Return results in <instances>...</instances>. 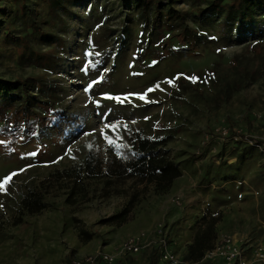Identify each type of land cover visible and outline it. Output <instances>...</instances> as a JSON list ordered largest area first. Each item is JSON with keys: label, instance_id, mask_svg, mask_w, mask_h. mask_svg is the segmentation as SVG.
Masks as SVG:
<instances>
[{"label": "rangeland", "instance_id": "374dc122", "mask_svg": "<svg viewBox=\"0 0 264 264\" xmlns=\"http://www.w3.org/2000/svg\"><path fill=\"white\" fill-rule=\"evenodd\" d=\"M134 2L109 0L105 11L100 10L103 0L69 5L65 31L54 30L66 52L53 71L19 64V53L1 43L0 33V80L38 78L43 90L35 86L32 93L57 96L55 108L80 121L78 129L62 138L54 133L40 140L30 135L0 138V182L16 173L0 191V264H55L64 262L67 250H72V259L80 256L78 252L91 247L82 241L80 231L103 235L111 224L101 221L122 211L133 197L137 203L122 225L124 230L151 231L158 223L173 234L178 230L183 241L176 252L181 257L192 233L211 218L218 219L217 235L228 233L239 239L250 259L253 247L264 245V152L243 139L216 134L234 123L233 130H241L242 137L251 135L264 144V79L219 102L215 82L219 79L224 85L238 78L224 72V64L244 52L248 43H263L264 32L250 26L222 29L214 18L200 24L213 42L200 46L197 53L184 50L140 69L133 54L147 30L136 16ZM171 3L181 12L195 4L194 0ZM31 6L43 14L47 11L42 2ZM195 21L187 20L191 27L198 26ZM124 25H128L126 37L120 31ZM114 30L118 32L111 34ZM34 46L49 50L48 41ZM248 58V70L256 69L257 59L251 53ZM210 69H215L214 75L207 73ZM181 76H199L200 93L180 85ZM149 88L154 90L148 92ZM145 93V99H139ZM246 115L249 124L243 120ZM25 128L30 126L0 125V130ZM138 131L151 138L174 135L163 152L179 164L183 176L169 194L153 195L133 179L95 178L83 179L84 192L74 189L75 195L69 197L74 179L66 171L81 165L92 148L110 144L109 140L116 147L130 144ZM31 190L42 193L45 209L17 222L20 199ZM143 253L149 263L151 251ZM133 260L131 264H144Z\"/></svg>", "mask_w": 264, "mask_h": 264}, {"label": "trees", "instance_id": "16d2710c", "mask_svg": "<svg viewBox=\"0 0 264 264\" xmlns=\"http://www.w3.org/2000/svg\"><path fill=\"white\" fill-rule=\"evenodd\" d=\"M84 1L0 0L2 2L0 6L1 43L12 45L17 50L19 64L28 63L36 68L42 67L46 71H53L61 59V54L66 52L62 37L54 30L65 31L64 16L68 11L67 8L69 5ZM39 2L46 5L45 14L40 9H32L31 4L37 5ZM165 2L166 5H164ZM194 2L191 10L181 12L173 7L171 0H135L136 16L142 28L147 30L146 37L139 39L133 54V61L137 63L138 68L145 69L149 63H158L167 56L177 55L184 50L197 53L200 46L213 42L211 36L200 27V24L214 18L219 20L217 24L222 29H229L230 25L239 28L250 26L260 33L264 32V0H194ZM108 5L109 0H103L100 10L105 11ZM131 17L128 16L127 20L131 21ZM188 19L196 20L198 26H189ZM127 27L128 25H124L120 30L122 37L127 36ZM117 32L114 30L111 34ZM43 41H48L49 50H36L34 43L38 42L39 46ZM250 53L258 62L254 70L247 68ZM224 66L226 70L224 72L238 75V78L230 83L225 82L224 85L216 79L215 82H218L219 86L218 102L229 100L232 92L246 88L250 82L264 79V41L248 43L244 52L231 56ZM207 73L214 75L215 69H210ZM195 78L193 81L188 76H181L178 83L200 93L198 86L200 77ZM35 86L43 90L41 80L38 78L15 79L8 82L0 80V125L9 127L10 123H20L30 126L25 129L0 130V138L10 136L11 139H16L30 135L40 140L43 136H49L50 133L62 138L79 128L80 121L76 116L66 114L60 107L55 108L57 96L41 93L35 96L31 91V88ZM243 120L249 124L248 115ZM233 126H235L234 123H231L229 135L235 133ZM173 138L174 135L171 133L151 138L138 131L130 144L116 147V144L111 143L92 148L81 165L65 172L70 179H74L69 197L75 195L74 189L84 192L86 186L84 180L95 178L133 179L151 189L153 195L169 194L175 181L183 176L179 164L163 152V148L169 145ZM107 183L110 182L107 181ZM136 203V199L131 198L122 211L109 216L101 223L124 224ZM19 209L20 216L17 222H21L23 215L41 213L45 209L42 193L37 190L27 191V194L20 199ZM217 223L218 219L211 218L204 226L197 229L192 242L186 248L185 256L182 257L184 260L199 262L203 259L206 250L210 249L219 237ZM92 236L83 229L80 231V237L84 243L90 242ZM72 253L70 250L69 255L73 257ZM151 253L148 264H157V251L154 250Z\"/></svg>", "mask_w": 264, "mask_h": 264}, {"label": "built area", "instance_id": "2783aa9c", "mask_svg": "<svg viewBox=\"0 0 264 264\" xmlns=\"http://www.w3.org/2000/svg\"><path fill=\"white\" fill-rule=\"evenodd\" d=\"M258 118L261 116L258 115ZM234 135H229L230 129L225 125L216 132L221 137H228L235 141L243 139L248 144L255 145L264 152V144H258L255 137L245 135L242 137L241 130L234 128ZM207 139V138H206ZM157 248L158 262L160 264H209L220 262L221 264H254V262L264 263V245L257 244L251 253L252 259L248 257L246 248L243 247L239 239L228 233H222L214 245L206 250L203 259L199 262L186 261L176 252L169 248L168 237H166L165 227L162 223L156 224L151 231H141L126 237L113 251H95L84 256H77L70 261L61 264H121L126 256L138 255L142 250H153Z\"/></svg>", "mask_w": 264, "mask_h": 264}, {"label": "crops", "instance_id": "0c3cea01", "mask_svg": "<svg viewBox=\"0 0 264 264\" xmlns=\"http://www.w3.org/2000/svg\"><path fill=\"white\" fill-rule=\"evenodd\" d=\"M122 225L124 226V224H122ZM122 225H111L110 227H108L109 229L106 230V232L103 235H97V234L94 235L93 234V236L91 238L92 240L87 244V245L91 244V247L89 250H92L93 252L98 251V250H102L105 252L113 251L123 241H125L127 236L132 235L134 233L136 234V232H138L137 228L134 230H129V231H127L125 228V230H124V227ZM165 231H166V237H168L170 250L176 252L177 245L182 244L183 236L180 235L178 230L176 231V234L175 233L173 234V231L169 230V228H165ZM195 232L192 233V235H191L192 237L190 238V241L193 240ZM190 241L188 243H190ZM89 250L80 251V252H78V255L84 256L88 253L86 251H89ZM154 250L157 251V248L153 249V250H149V249L142 250L140 252V254H138V255H130V256H127V258L125 257L126 259L124 258L123 260H121L120 263L121 264H128V263L131 264L130 260L134 258V260H136L137 262L143 261L144 264H148L147 257L145 256V254L143 252L144 251L145 252H147V251L152 252ZM93 252H89V254L93 253ZM69 254H70V250H67V252L65 253L66 256H63V259L68 260L67 258H70ZM55 262H56L55 264H61V262H63V261L58 260ZM38 264H41V263H38ZM157 264H160V262H157ZM215 264H219V263H215Z\"/></svg>", "mask_w": 264, "mask_h": 264}, {"label": "snow or ice", "instance_id": "6c2138e0", "mask_svg": "<svg viewBox=\"0 0 264 264\" xmlns=\"http://www.w3.org/2000/svg\"><path fill=\"white\" fill-rule=\"evenodd\" d=\"M193 81H195V77H192L191 78ZM167 83H169V84H172L173 82L171 81V80H169V81H167ZM156 87H159V85H157ZM154 89L153 88H149L148 89V92H151V91H153ZM145 97H146V93L145 94H143V95H140L139 96V99H145ZM108 99H116V100H120V98L119 97H107ZM125 99H127V97H125ZM105 139L107 140L108 139V137L107 136H105ZM110 144L112 143V141L111 140H109L108 141ZM16 175V173H12V175H10V176H7V177H5L4 179H3V181L2 182H0V191H4L5 190V186L9 183V181L12 179V177L13 176H15Z\"/></svg>", "mask_w": 264, "mask_h": 264}]
</instances>
